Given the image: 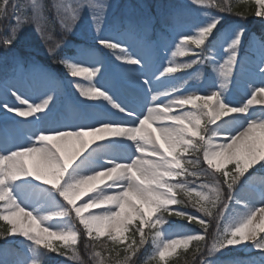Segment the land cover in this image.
<instances>
[{
  "label": "snow or ice",
  "instance_id": "snow-or-ice-1",
  "mask_svg": "<svg viewBox=\"0 0 264 264\" xmlns=\"http://www.w3.org/2000/svg\"><path fill=\"white\" fill-rule=\"evenodd\" d=\"M190 3L202 18L177 30L163 5L108 27L110 0H51V16L45 0H0V47L12 49L31 24L83 98L58 116L60 83L36 64L38 97L5 85L15 103L0 109L23 120L0 130V253L20 251L0 264H50L53 255L135 264L149 244L142 264H170L189 249L191 264H264V36L249 37L242 23L225 29L226 15L264 19V0ZM85 12L106 54L59 55L69 45L56 26L74 33ZM153 37L163 42L159 66L137 51ZM13 56V73L24 71ZM108 58L137 73L133 98L106 80Z\"/></svg>",
  "mask_w": 264,
  "mask_h": 264
},
{
  "label": "rangeland",
  "instance_id": "rangeland-1",
  "mask_svg": "<svg viewBox=\"0 0 264 264\" xmlns=\"http://www.w3.org/2000/svg\"><path fill=\"white\" fill-rule=\"evenodd\" d=\"M113 7L109 13L107 25L108 27L114 26L117 22H119L122 18L128 15H132L134 13H138L141 11L142 6H148L152 10L156 11L160 6H165L166 9L174 11L176 16V25L177 30L181 29V26H187L196 22L198 19H201L200 16L201 9L197 8L195 5L190 3V0H110ZM45 3L49 5V16L52 15L51 12V0H45ZM215 11V10H213ZM226 18V17H225ZM234 22H231L226 28L232 26L233 23H242L246 28L251 26L255 28L258 33H261L264 36V19L257 18L251 16L250 19L240 20L239 17L235 16ZM9 21L4 20L3 24L7 27ZM222 29H220L221 31ZM248 30V29H247ZM56 31L58 28L56 27ZM59 31L60 28H59ZM157 32L160 31L159 26L156 29ZM222 32V31H221ZM59 34V33H58ZM67 34V33H65ZM3 33H0L2 36ZM71 35V45L73 47L74 53H78L82 50H86L89 48L95 49L97 56H104L107 52L105 49L99 48L96 45V34L93 31L91 23L88 21L87 12L84 13V18L80 23V26L74 33L68 34ZM167 34H165L166 36ZM256 36L254 33L249 34V37ZM154 43L150 48H145L142 51L137 48V51H140L142 55H146L150 58V60L155 63L157 66L164 62L165 52L163 50V42L158 40L156 37H153ZM67 42V40H66ZM170 43V41H168ZM23 43L24 46H21ZM47 46L45 40L41 38L40 35L37 34L35 28L29 24L25 30L21 33L19 40L13 46L12 49L7 52L5 49L0 47V103L8 102L9 104L15 103L14 98L10 95H7L5 92L6 84H14L15 89H18L21 93L26 96H31L32 98H36L40 95V93L44 90L45 84L40 78V73L32 72L29 70V66L31 61H38L36 64L40 68H42L45 72L51 73L56 77V80L60 83V92H59V100L57 102L56 114L60 115H72L75 111H77V102L82 101L83 98L78 96V93L68 85V81L73 79L69 77L65 71V69L59 64V66L55 67L54 65H49L48 67L46 62V58H42V60L37 59L36 57H31L32 53L34 54H43V56H49L46 48L42 46ZM19 47V48H18ZM245 49H247L248 45L245 44ZM22 56L25 60V70L24 71H16L13 73L14 68V56ZM67 51H64L60 55H64ZM71 53V54H74ZM68 54V53H67ZM70 54V55H71ZM31 57L30 59H28ZM33 59V60H32ZM28 61V62H27ZM106 71L105 78L111 79L114 82L118 83L120 91L124 97L129 99L133 98L135 95V80L136 74L133 77L126 78L122 77L121 69L116 67V62L112 61L110 58L105 61ZM127 68V66H123ZM130 71V70H128ZM125 72V71H123ZM177 75H183V73H178ZM79 79V78H77ZM82 83H87V81L81 80ZM236 99H240L241 93L236 91L233 93ZM91 103V102H89ZM89 111L95 112V109H90ZM23 118L16 117L14 114L6 113L3 109H0V130H3L5 127L12 128L14 121H21ZM23 142V141H21ZM195 214V210L191 209ZM176 225L186 224V222L179 220L177 218H172ZM189 229H193L198 231V226L196 225H187ZM211 233V232H210ZM211 236V234L209 235ZM10 251L8 255H3L0 253V259H6L8 261H13L18 258L17 253L20 250L13 249L12 246H8ZM232 256H239L241 258L248 257H256L258 259V252H249V253H232ZM57 259L62 260V262L58 264H70L69 261L65 260L62 257L53 255L51 257V262H55ZM227 259V258H226ZM143 259L140 260L142 263Z\"/></svg>",
  "mask_w": 264,
  "mask_h": 264
},
{
  "label": "trees",
  "instance_id": "trees-1",
  "mask_svg": "<svg viewBox=\"0 0 264 264\" xmlns=\"http://www.w3.org/2000/svg\"><path fill=\"white\" fill-rule=\"evenodd\" d=\"M225 17H227V21H231V18H234L235 15H226ZM251 16L248 17V19H250ZM226 26V24H225ZM57 27V26H56ZM252 29H249V31H251ZM253 32V30H252ZM24 46L23 44H21L20 47ZM19 48V47H18ZM67 49V48H66ZM53 60V59H52ZM51 60V61H52ZM188 210H191V208H189ZM211 232V231H210ZM211 233H209L210 235ZM3 241H0V244H2ZM151 250V245L149 244L148 246H146V249L144 251H142L135 259V264H142L140 262V260H142L144 258V256L146 255L147 252H149ZM82 253H83V248L81 249ZM191 251L192 249H189V252L187 254L182 253L179 257L173 258L170 262V264H191L192 262V256H191Z\"/></svg>",
  "mask_w": 264,
  "mask_h": 264
},
{
  "label": "bare ground",
  "instance_id": "bare-ground-1",
  "mask_svg": "<svg viewBox=\"0 0 264 264\" xmlns=\"http://www.w3.org/2000/svg\"><path fill=\"white\" fill-rule=\"evenodd\" d=\"M127 68H128V66H127ZM128 70H130V71H128ZM126 72H123L122 71V77H126V78H129L130 79V77H133L134 76V74H136L137 75V73L135 72V71H132L131 69H128Z\"/></svg>",
  "mask_w": 264,
  "mask_h": 264
}]
</instances>
